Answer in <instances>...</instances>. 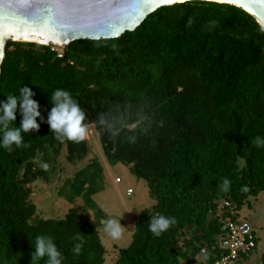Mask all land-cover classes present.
Masks as SVG:
<instances>
[{
	"label": "trees",
	"instance_id": "obj_1",
	"mask_svg": "<svg viewBox=\"0 0 264 264\" xmlns=\"http://www.w3.org/2000/svg\"><path fill=\"white\" fill-rule=\"evenodd\" d=\"M211 20L217 24L209 29ZM62 53L58 57L53 45L9 41L0 101L27 85L46 117L52 93L69 91L86 111L106 159L131 164L132 174L146 181L155 205L141 211L131 243L114 264H214L226 252L219 238L227 221H235L248 197L264 191V148L252 143L264 137L260 24L234 5L192 0L158 8L118 38L72 41ZM101 113L112 115L118 135L97 127ZM20 119L17 113L10 126L18 127ZM23 136L27 147L12 153L0 147V264H31L38 235L55 239L64 264H103L104 246L81 207L62 219L30 221L36 207L29 185L48 176L36 160L54 162L64 145L69 162L80 160L87 141L60 142L47 123ZM102 173L91 161L69 181L96 217L102 210L92 195L102 187ZM225 178L231 181L228 192L222 189ZM157 215L176 219L159 237L148 230ZM77 244L79 255L73 252Z\"/></svg>",
	"mask_w": 264,
	"mask_h": 264
},
{
	"label": "rangeland",
	"instance_id": "obj_2",
	"mask_svg": "<svg viewBox=\"0 0 264 264\" xmlns=\"http://www.w3.org/2000/svg\"><path fill=\"white\" fill-rule=\"evenodd\" d=\"M88 126L89 134L86 139L88 151L84 158L69 162L67 148L64 145L54 162H43L40 158L36 160L38 166L47 163L49 168L46 179L38 177L29 185L31 189L29 201L36 207V213L30 221L35 222L41 218L62 219L70 208L81 207L94 221L104 246L103 264H114L119 250L127 248L131 243L139 214L144 209L152 208L155 202L149 195L146 181L132 174L131 164L121 161L110 162L106 159L94 126L92 124ZM91 161L98 162L103 170L102 187L92 195L93 201L102 210L100 217H96L95 211L85 206L82 196L72 192L69 183L75 172ZM240 164H243L242 160ZM234 217L239 228L248 224L249 231L256 239V247L250 257L238 264H261L260 257L264 253V191L256 197H248L240 210L235 212ZM109 218L121 219L124 227L121 239L113 240L104 231L102 221Z\"/></svg>",
	"mask_w": 264,
	"mask_h": 264
},
{
	"label": "water",
	"instance_id": "obj_3",
	"mask_svg": "<svg viewBox=\"0 0 264 264\" xmlns=\"http://www.w3.org/2000/svg\"><path fill=\"white\" fill-rule=\"evenodd\" d=\"M252 15L264 30V0H209ZM183 0H0V72L9 41L65 48L82 39H112L135 30L163 6ZM246 232L248 224L241 226Z\"/></svg>",
	"mask_w": 264,
	"mask_h": 264
},
{
	"label": "clouds",
	"instance_id": "obj_4",
	"mask_svg": "<svg viewBox=\"0 0 264 264\" xmlns=\"http://www.w3.org/2000/svg\"><path fill=\"white\" fill-rule=\"evenodd\" d=\"M184 3H191L192 0H183ZM207 3L209 0H201ZM189 18L188 24H192ZM217 21L209 22V29L215 27ZM37 93L25 85L19 88L18 94L7 95L5 101H0V147L7 150L8 153L14 152L21 147H27L24 141V133H38L42 123H47L55 136V139L64 142L65 140L80 143L88 138L89 126L85 122L87 119L86 111L81 107L79 102L74 99L72 94L64 89H56L51 96L50 104L46 117L42 115L41 105L34 97ZM17 113L21 119L18 127L10 126L13 121H17ZM39 118V122L38 119ZM97 127H103L112 135H118L117 125L111 114L101 113L96 121ZM130 142L135 141L134 136L129 137ZM257 148H264V137L257 136L252 140ZM41 169L47 171L49 165L41 163ZM231 181L224 179L222 189L224 192L230 190ZM247 191V188L243 189ZM121 219L109 218L102 221L104 231L113 240H119L124 233V227L120 222ZM176 223L175 217L165 215H157L151 218L148 230L154 236H161L169 230L170 226ZM73 252L79 255L81 245L77 244L73 248ZM47 258L45 264H64L65 257L59 250L55 239L51 236L38 235L35 239V247L31 256V264ZM202 258L208 259L206 250L202 251Z\"/></svg>",
	"mask_w": 264,
	"mask_h": 264
},
{
	"label": "built area",
	"instance_id": "obj_5",
	"mask_svg": "<svg viewBox=\"0 0 264 264\" xmlns=\"http://www.w3.org/2000/svg\"><path fill=\"white\" fill-rule=\"evenodd\" d=\"M62 57L63 48L53 45ZM118 180V178H116ZM227 204V202H225ZM227 233L219 238V245L226 252L219 257L214 264H235L241 253H247L256 247L255 236L249 231L243 232L236 221L228 220L226 223Z\"/></svg>",
	"mask_w": 264,
	"mask_h": 264
},
{
	"label": "crops",
	"instance_id": "obj_6",
	"mask_svg": "<svg viewBox=\"0 0 264 264\" xmlns=\"http://www.w3.org/2000/svg\"><path fill=\"white\" fill-rule=\"evenodd\" d=\"M248 229H249V225H248ZM250 230V229H249Z\"/></svg>",
	"mask_w": 264,
	"mask_h": 264
}]
</instances>
